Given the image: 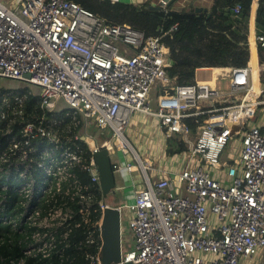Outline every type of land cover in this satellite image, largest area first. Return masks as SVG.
Masks as SVG:
<instances>
[{
  "label": "built area",
  "instance_id": "1",
  "mask_svg": "<svg viewBox=\"0 0 264 264\" xmlns=\"http://www.w3.org/2000/svg\"><path fill=\"white\" fill-rule=\"evenodd\" d=\"M170 1L157 0L155 5L166 8ZM241 9L237 2L234 15ZM255 42L264 47V32H256ZM170 64L161 36L108 22L76 0H0V78L37 90L43 111L66 112L62 118L26 121L21 138L13 135L9 148L0 153L1 173L16 176L15 189L22 197L19 214H0V224L23 236L19 264L26 258L67 259L63 252L70 245L75 215L65 202L57 204V195L80 204L76 215L83 223L76 226L89 225L92 211L101 213L88 226L87 243L94 248L86 253L89 264H105L101 225L109 207L120 212L121 245L124 206L127 229L134 237L126 252L122 247L119 264H242L241 258L264 251V89L259 60L258 84L250 60L244 67L213 69L219 77L183 85L168 76ZM221 79L229 81L226 90L218 87ZM157 83L161 88L153 100ZM10 92L1 95L2 101L14 98L13 114L19 115L26 96ZM136 112L154 119L167 141L176 138L186 148L171 154L168 146L158 166L150 157L139 156L125 135ZM71 127L77 129L73 137L60 136ZM36 139L50 146H35ZM77 141L87 146L89 160L83 161ZM231 142L237 143L239 157L225 161ZM102 148L115 173L122 170L113 159L116 150L125 158L133 156L125 165L128 171L141 170L142 186L133 181L132 204L97 202L76 176L74 168L81 165L101 190L95 154ZM183 152L188 153L187 162L177 165ZM167 153L171 156L163 162ZM34 166L39 182L32 174ZM156 167L158 174L150 177ZM7 187L0 183V189ZM43 199L54 205L43 210Z\"/></svg>",
  "mask_w": 264,
  "mask_h": 264
},
{
  "label": "trees",
  "instance_id": "2",
  "mask_svg": "<svg viewBox=\"0 0 264 264\" xmlns=\"http://www.w3.org/2000/svg\"><path fill=\"white\" fill-rule=\"evenodd\" d=\"M76 1L108 22L128 23L146 35L161 36L170 52L171 64L167 67V74L178 85L194 82L199 68L244 67L249 60L254 69V75L258 77L256 47L253 45L250 58L248 39L253 0H213L209 9L201 11H197L198 6L193 3V0H187L184 5L178 4L180 0H171L166 8L160 9L152 8L150 2L136 5L113 0ZM257 1L255 25L257 33H262L264 32V0H255L253 10L256 9ZM237 2L242 4V9L238 15H234L233 7ZM258 54L260 64L264 65V47L258 46ZM214 71L220 70L215 69ZM260 83L264 89L263 70L260 71ZM20 88L15 90L14 94L25 95L26 98H24L22 113L19 115L13 114L17 107L15 99L11 98L8 102H3L0 96V153L9 148V139L13 135L21 138V127L26 121L40 122L45 121L44 116L50 120L56 119V117H65L66 114V112L43 111L39 105L37 90L32 89L36 92L33 93L27 85ZM7 91L9 90L5 92ZM76 133L77 129L73 127L67 132H59L60 136L71 137ZM33 144L35 146L40 144L44 147L50 146V143L45 139H36ZM76 144L82 148L83 161L89 160L90 152L87 146L81 141H77ZM73 146H76L75 143ZM168 146L171 154L182 152L186 148V145L176 138L168 139ZM74 171L81 184L88 186V191L85 192L94 193L97 202L106 201L99 186L91 182V177L81 165H77ZM37 172L38 169L34 166L32 174L37 177L39 182L42 178L37 175ZM1 182L8 184V187L5 190L0 189V214H19L22 210V197L15 189L16 176L4 175L0 171ZM55 199L57 204L65 202L67 205L65 207L73 209L75 215L70 223V245L63 252L67 259L61 261L56 255L47 260L26 258L23 264H89L86 253L94 251V248L87 243L88 226L91 228V221L99 219L101 213H94L91 210L90 224H86V227L76 226L79 222L83 223L80 215H76L80 204L63 195H57ZM39 204L43 210L54 205L52 201L47 202L46 199H43ZM0 237H4V243L0 245V264H7L11 259H16V261L9 264H19L17 259L23 256L24 251V243L20 242L23 236L13 231L10 226L0 224ZM60 247L63 246L60 244Z\"/></svg>",
  "mask_w": 264,
  "mask_h": 264
},
{
  "label": "rangeland",
  "instance_id": "3",
  "mask_svg": "<svg viewBox=\"0 0 264 264\" xmlns=\"http://www.w3.org/2000/svg\"><path fill=\"white\" fill-rule=\"evenodd\" d=\"M10 1H13V2L15 1V2L20 3L22 0H10ZM113 1H123L127 3H131V2H136L137 0H113ZM145 2L147 3L150 1L146 0ZM186 2L187 0H180L178 4L184 5ZM193 3L198 7H203V5L209 4L208 0H193ZM142 4H143V1L136 3V5H142ZM257 70H258V65H257ZM261 70L264 71V65H261ZM215 76L219 77L221 76V73H215L208 69H200L197 71L196 79L199 81L210 80V79H213ZM217 84L219 88L226 90L228 88L229 81L221 79L218 81ZM20 85L25 87V83H21L19 81L12 80V79L0 78V96L4 94L5 95L8 94L7 92H5V90L12 91L10 92L11 94L14 93L15 90L21 89ZM160 88H161L160 83H157L153 87L151 91V98L153 100L155 99L156 95L159 93ZM2 91H4L3 94H1ZM151 125L153 126L152 130L150 129ZM93 134L97 136L99 141L103 140V137L99 135L98 131L94 130ZM125 135L127 139L134 145L135 149H137V151L143 158L147 156L145 154V150L147 149L148 145H150V147L152 146L153 142L151 141L155 140L156 142H162L164 145L167 144L166 137L163 131L161 132V130L158 129L157 123L155 122V120L143 118L140 112H136L134 114L128 130L125 132ZM146 135L148 136L146 137ZM155 145H157V143L154 144V150L152 151L151 154H149V157L153 159L156 164H158L161 156L163 155V148L160 147L161 145L160 146L157 145L156 147ZM131 154L133 155V152H131ZM115 155L113 156V159L116 160L117 163L125 166L126 160H125L124 154L121 151L116 150ZM167 157H168L167 155L163 156V162L167 159ZM235 157H239V149L237 148V143L231 142L225 149L223 159L225 161H230ZM187 159H188V153L183 152L179 154L178 157L176 158V163L177 165L180 164L182 166L184 163L187 162ZM133 176H134V179L138 182V186H142L141 181H140L142 179L141 172L139 170H136L133 173ZM116 179H117L118 186L120 188L116 189L114 193L110 192L107 195L108 202L116 206L132 204L135 201V191H134V186L132 185L131 177L129 173L127 172V170L123 172H117ZM126 214H127V207L124 206L122 208V213H121L122 219H123L122 220L123 252H126L130 248L134 240L133 235H131V232H129V230L127 229L128 218ZM241 263L242 264H264V251L260 252L252 259L244 258V257L241 258Z\"/></svg>",
  "mask_w": 264,
  "mask_h": 264
},
{
  "label": "water",
  "instance_id": "4",
  "mask_svg": "<svg viewBox=\"0 0 264 264\" xmlns=\"http://www.w3.org/2000/svg\"><path fill=\"white\" fill-rule=\"evenodd\" d=\"M154 9H160L161 5H151ZM207 10L206 7H197V11ZM95 159L100 176V185L103 198L106 199L110 192L116 190V177L112 166V160L105 148L95 154ZM102 255L101 260L105 264H119L122 256L121 222L120 212L117 207H109L102 215Z\"/></svg>",
  "mask_w": 264,
  "mask_h": 264
},
{
  "label": "crops",
  "instance_id": "5",
  "mask_svg": "<svg viewBox=\"0 0 264 264\" xmlns=\"http://www.w3.org/2000/svg\"><path fill=\"white\" fill-rule=\"evenodd\" d=\"M143 1V3H146L145 1L146 0H137L136 2H131V3H139V2H142ZM147 1H150V3H151V5H153V4H155L156 2H157V0H147ZM254 1L255 0H253V3H254ZM208 2H209V4L208 5H203V7H206V8H210V6L212 5V3H213V0H208ZM253 3H252V8H251V15H250V20H249V28H248V39H249V47H250V58H251V55H252V48H253V45L256 47V54H257V62H258V60H259V54H258V47H257V45H256V42H255V34H256V25H255V17H256V11H257V7H258V1H257V6H256V9L255 10H253ZM252 39H253V41H252ZM253 42V43H252ZM200 69H208V70H211L212 72H213V69L215 70V69H218V70H220V69H222V68H213V67H202V68H199L198 70H200ZM197 70V71H198ZM196 74H197V72H196ZM22 85H24V84H22ZM22 85H20L21 87H24V86H22ZM6 91V90H5ZM134 116V115H133ZM133 116H132V119H133ZM143 116V115H142ZM143 118H145V117H143ZM132 121V120H131ZM144 126V125H143ZM150 129L152 130L153 129V126L151 125L150 126ZM148 135H146V137H147ZM153 142H154V144H156L157 143V145L158 146H160V147H162L163 148V153L164 152H167V150H168V145L166 144V145H164L162 142H156L155 140H153ZM166 142H168L167 140H166ZM154 144L152 143V146L150 147V145H148V147H147V149L145 150V154L147 155L145 158H147V157H149V154H151V150L153 151L154 150ZM157 145H155V147L157 146ZM134 146V145H133ZM149 148V149H148ZM136 151H137V149H135ZM119 151V150H118ZM137 154L139 155V156H141L140 154H139V152L137 151ZM114 155H115V153H114ZM116 156V155H115ZM167 156H168V158L171 156V155H168V153H167ZM142 157V156H141ZM143 158V157H142ZM131 159H133V156H131V157H128V158H125V160H126V163H127V161H130ZM134 160V159H133ZM115 162H116V160H114ZM119 164V163H118ZM121 165V164H120ZM155 166H158V164H156L155 163ZM121 167H122V170H120V171H117V172H123V171H125V170H127V172L129 173V175H130V177H131V180H132V185H133V181L135 180L134 179V176H133V173L136 171V170H139L140 172H141V170L138 168V167H136V168H133V170L130 172V171H128V169L126 168V166H124V165H121ZM116 172V173H117ZM116 173H115V177H116ZM141 174H142V172H141ZM149 174H150V177H153V176H155V175H157L158 174V167H156V169H153V170H150L149 171ZM137 175H139V174H137ZM141 182H143V177H142V179L140 180ZM136 183H138V182H136ZM134 186V185H133ZM118 188H120L119 186H118V183H117V179H116V189H118ZM106 202L108 203V204H110V205H112L110 202H108V199L106 198ZM112 206H116V205H112ZM132 245V244H131Z\"/></svg>",
  "mask_w": 264,
  "mask_h": 264
},
{
  "label": "bare ground",
  "instance_id": "6",
  "mask_svg": "<svg viewBox=\"0 0 264 264\" xmlns=\"http://www.w3.org/2000/svg\"><path fill=\"white\" fill-rule=\"evenodd\" d=\"M254 78H255L256 83L258 84V82H257V81H258V77H256V76L254 75ZM124 141L127 142V139H125Z\"/></svg>",
  "mask_w": 264,
  "mask_h": 264
}]
</instances>
